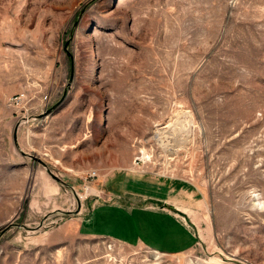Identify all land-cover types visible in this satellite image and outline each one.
Masks as SVG:
<instances>
[{"label":"rangeland","instance_id":"rangeland-1","mask_svg":"<svg viewBox=\"0 0 264 264\" xmlns=\"http://www.w3.org/2000/svg\"><path fill=\"white\" fill-rule=\"evenodd\" d=\"M122 201L195 246L81 228ZM0 264H264V0H0Z\"/></svg>","mask_w":264,"mask_h":264},{"label":"crops","instance_id":"crops-1","mask_svg":"<svg viewBox=\"0 0 264 264\" xmlns=\"http://www.w3.org/2000/svg\"><path fill=\"white\" fill-rule=\"evenodd\" d=\"M126 203L95 206L81 228H85L89 236L109 238L129 246H145L162 253H182L195 246L197 231L185 216L166 206Z\"/></svg>","mask_w":264,"mask_h":264},{"label":"water","instance_id":"water-1","mask_svg":"<svg viewBox=\"0 0 264 264\" xmlns=\"http://www.w3.org/2000/svg\"><path fill=\"white\" fill-rule=\"evenodd\" d=\"M72 78H73V72H72V76H71V80H72ZM15 142H16V144H17V141H16V135H15ZM25 154V153H24ZM32 160H34V161H36V162H38L39 164H41L44 168H46L47 169V171H48V174L51 176V178H53L57 183H59V184H61V185H63V186H68L61 178H59L58 176H56L52 171H51V169L49 168V166L45 163V162H43L41 159H39V158H37V157H35V156H33V155H28Z\"/></svg>","mask_w":264,"mask_h":264},{"label":"bare ground","instance_id":"bare-ground-1","mask_svg":"<svg viewBox=\"0 0 264 264\" xmlns=\"http://www.w3.org/2000/svg\"><path fill=\"white\" fill-rule=\"evenodd\" d=\"M162 134H164V133H160V134H158V141H160V142H162L164 139H162ZM189 138V137H188ZM169 143V142H168ZM164 147V146H163Z\"/></svg>","mask_w":264,"mask_h":264},{"label":"built area","instance_id":"built-area-1","mask_svg":"<svg viewBox=\"0 0 264 264\" xmlns=\"http://www.w3.org/2000/svg\"><path fill=\"white\" fill-rule=\"evenodd\" d=\"M96 176H97V174H93V175L91 174L90 175L91 178H95Z\"/></svg>","mask_w":264,"mask_h":264}]
</instances>
